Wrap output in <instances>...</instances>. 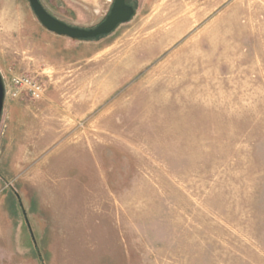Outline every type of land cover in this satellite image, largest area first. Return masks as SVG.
Wrapping results in <instances>:
<instances>
[{
	"label": "rangeland",
	"instance_id": "374dc122",
	"mask_svg": "<svg viewBox=\"0 0 264 264\" xmlns=\"http://www.w3.org/2000/svg\"><path fill=\"white\" fill-rule=\"evenodd\" d=\"M127 1L0 0V264H264V0Z\"/></svg>",
	"mask_w": 264,
	"mask_h": 264
},
{
	"label": "water",
	"instance_id": "95a60500",
	"mask_svg": "<svg viewBox=\"0 0 264 264\" xmlns=\"http://www.w3.org/2000/svg\"><path fill=\"white\" fill-rule=\"evenodd\" d=\"M34 15L39 23L48 32L57 36H65L72 40H93L112 33L119 25L130 21L134 14L132 6L126 3V0H113L109 13L96 27L82 29L65 24L52 17L43 8L39 0H27ZM7 98V86L0 71V119L2 116L3 106Z\"/></svg>",
	"mask_w": 264,
	"mask_h": 264
},
{
	"label": "built area",
	"instance_id": "2783aa9c",
	"mask_svg": "<svg viewBox=\"0 0 264 264\" xmlns=\"http://www.w3.org/2000/svg\"><path fill=\"white\" fill-rule=\"evenodd\" d=\"M11 82L14 87V90L11 92L13 98H16L21 94V91L25 89L32 100H38L42 97L45 91V88L42 85L37 84L34 80H31L28 77H14ZM8 93L10 94L9 91Z\"/></svg>",
	"mask_w": 264,
	"mask_h": 264
},
{
	"label": "crops",
	"instance_id": "0c3cea01",
	"mask_svg": "<svg viewBox=\"0 0 264 264\" xmlns=\"http://www.w3.org/2000/svg\"><path fill=\"white\" fill-rule=\"evenodd\" d=\"M86 1H88L87 3L88 4H90V5H93V7L95 6V7H99L97 4H93L92 3V1L91 0H86ZM113 0H108V2H112ZM112 6V5H111ZM1 71V70H0ZM2 72V71H1ZM12 105V106H9V105ZM19 104L16 102V100L14 99V102H9V100H8V97L6 98V101H5V104H4V106H3V111H2V116H4L5 117V115H6V109H7V107H10V108H12V109H18L19 108ZM1 116V117H2Z\"/></svg>",
	"mask_w": 264,
	"mask_h": 264
},
{
	"label": "flooded vegetation",
	"instance_id": "af4514ba",
	"mask_svg": "<svg viewBox=\"0 0 264 264\" xmlns=\"http://www.w3.org/2000/svg\"><path fill=\"white\" fill-rule=\"evenodd\" d=\"M128 5L132 6L128 1L126 2Z\"/></svg>",
	"mask_w": 264,
	"mask_h": 264
},
{
	"label": "trees",
	"instance_id": "16d2710c",
	"mask_svg": "<svg viewBox=\"0 0 264 264\" xmlns=\"http://www.w3.org/2000/svg\"><path fill=\"white\" fill-rule=\"evenodd\" d=\"M103 37V36H102ZM99 38H101V37H99ZM99 38H96V39H99ZM96 39H94V40H96Z\"/></svg>",
	"mask_w": 264,
	"mask_h": 264
}]
</instances>
